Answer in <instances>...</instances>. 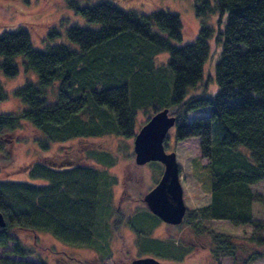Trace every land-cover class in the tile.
<instances>
[{
    "label": "trees",
    "instance_id": "trees-1",
    "mask_svg": "<svg viewBox=\"0 0 264 264\" xmlns=\"http://www.w3.org/2000/svg\"><path fill=\"white\" fill-rule=\"evenodd\" d=\"M77 3L68 1L71 9L98 27L69 25L65 38L75 48L60 42L38 50L22 28L0 33L4 75L15 77L22 65L35 77L12 91L22 110L0 113V154L6 137L22 121L42 134L35 143L38 150L47 151L52 143L74 138L133 137L142 122L138 111L150 107L146 122L166 108L175 116L170 129L175 140L198 138L200 157L208 160L204 169L210 178L209 203L186 212L184 220H197L196 231L210 235L215 259L232 256L236 246L210 230L207 223L212 220L248 223L249 241L264 245V221L252 220V204L264 199L251 190L264 181V0H194L195 15L210 25L202 21L188 43H183L177 14L162 9L137 14L107 1L91 7ZM49 36L60 37V33ZM212 39L219 46L217 57H212ZM160 53H166L167 60L155 68L152 57ZM216 58V91L209 93L201 81L205 66ZM6 98L0 84V101ZM198 109H208L209 115L187 121V114ZM71 161L48 162V169L34 163L30 176L40 184L0 182V213L5 221L0 247L13 241L11 254L32 255L15 238V231L41 230L62 244L89 248L94 230L93 180L84 171L78 178L60 175ZM52 167H61L60 172L51 175L47 170L54 171ZM81 176L88 180L74 182L77 190L71 191L69 178ZM173 252L180 254V250ZM261 257L253 255L250 260ZM0 264L32 263L1 259Z\"/></svg>",
    "mask_w": 264,
    "mask_h": 264
},
{
    "label": "rangeland",
    "instance_id": "rangeland-1",
    "mask_svg": "<svg viewBox=\"0 0 264 264\" xmlns=\"http://www.w3.org/2000/svg\"><path fill=\"white\" fill-rule=\"evenodd\" d=\"M68 1L70 0H0V33L22 28L28 32L34 48L45 50L49 44L67 43L65 32L71 24L87 28L98 27L96 24L87 22L71 9ZM73 1H77L80 7H91L99 2L107 1L123 11L137 14H145L154 9L177 14L182 22L183 43L192 41L198 33L201 22L206 23L204 18L201 19L195 15L194 0ZM216 17L212 20L213 26ZM61 19H67V21L62 22ZM53 31L60 33V37L51 38L49 35ZM68 45L75 48V45L71 43ZM210 49L212 57H217L219 46L215 39L210 41ZM166 60V53L152 57L155 68L165 64ZM213 60L214 62L209 61L205 66L201 81V84L205 83L209 93L216 91L213 69L217 58ZM34 79L33 73L24 70L22 65H18V74L13 78L5 76L0 69V84L7 93V98L0 101V113H19L22 108L12 95V91L21 87L26 80ZM198 90L200 89L195 91ZM150 113L149 106L138 111V119L140 118L142 122L137 130L145 123L146 116ZM208 115V109H198L188 113L186 120L191 121ZM134 136L123 138L105 135L74 138L52 143L47 151H40L35 142L42 140V134L27 121H22L20 128L4 141V151L0 154V182L40 184L41 180L30 176V173L35 171L34 163L47 167L48 162L71 159L68 169L63 170L60 175L67 177L71 173L78 178L84 174L81 171H84L92 176L93 183L90 180L89 182L91 193L94 192L95 196L90 215L91 225L94 226L93 240L90 242L89 249L78 248L75 245L60 243L45 231L16 230L15 238L30 250L32 255L20 257L11 254L10 251L15 242L10 241L5 247H0V260L32 264H40L42 261L46 264H78V261L81 264H100L98 260H104L102 264H127L133 256H139L155 258L161 264H264V245L258 246L249 241L250 225L248 223L234 225L223 220H212L207 223L213 233L224 235L236 246L232 256L215 259L211 254L210 235L196 231L197 220L192 219L187 222L189 218L186 221L183 218L179 225L170 226L151 214L141 200L151 189V185L153 187L159 180L162 165L154 161L141 166L134 164ZM163 144L166 152L175 153L186 212L197 211L207 205L210 178L204 166L208 160L200 157L199 139L188 138L176 141L170 130ZM61 167H65V164ZM61 167H52L54 171L47 170V172L51 175L59 173L58 169ZM69 179L71 191L77 190L76 182L82 183L88 180L84 176H81L79 180ZM121 190H126L131 198L123 197V201L119 203L118 197L123 196ZM251 190L264 199V181L251 186ZM252 220L264 221V203L252 204ZM94 232L98 235L96 236ZM99 242L107 246L111 245V248H107L110 251L107 257L97 249ZM174 250H180V254L174 256ZM93 251L98 252V260L91 257L94 255ZM259 254L262 255L261 258L250 260L253 255Z\"/></svg>",
    "mask_w": 264,
    "mask_h": 264
},
{
    "label": "water",
    "instance_id": "water-1",
    "mask_svg": "<svg viewBox=\"0 0 264 264\" xmlns=\"http://www.w3.org/2000/svg\"><path fill=\"white\" fill-rule=\"evenodd\" d=\"M175 124V116L164 108L155 112L137 131L133 140L134 164L154 161L162 165L156 184L143 196L145 208L164 224L179 225L186 213L179 182V167L174 152H166L164 140ZM5 221L0 213V228ZM127 264H161L150 257L136 258Z\"/></svg>",
    "mask_w": 264,
    "mask_h": 264
},
{
    "label": "flooded vegetation",
    "instance_id": "flooded-vegetation-1",
    "mask_svg": "<svg viewBox=\"0 0 264 264\" xmlns=\"http://www.w3.org/2000/svg\"><path fill=\"white\" fill-rule=\"evenodd\" d=\"M151 189H152V185H151ZM121 194L123 195V196H121V197H118V201H119V203L121 202V201H123V197H126V198H131V197H129V194L126 192V190H121ZM143 199V198H142ZM130 200V199H129ZM134 200V199H133ZM141 202H142V200H141ZM144 205V204H143ZM142 205V206H143ZM111 245H109V246H107V245H105V244H100V249H99V251L101 252V253H104L105 255H106V257H107V252L108 253H110V251H108L107 250V248H111L110 247ZM81 247H83V248H86V249H89L88 247H87V245H82V246H78V248H81ZM92 251V250H91ZM106 252V253H105ZM93 253H94V255H92L91 257L92 258H95L96 260H98V252H96V251H93ZM136 258H141V257H139V256H133V258L130 260V261H132L133 259H136ZM104 260H98V262H100V264H102V262H103ZM106 261V260H105ZM129 261V262H130ZM128 262V263H129ZM160 262V261H159ZM78 264H81V262H79L78 261ZM104 264V263H103Z\"/></svg>",
    "mask_w": 264,
    "mask_h": 264
}]
</instances>
